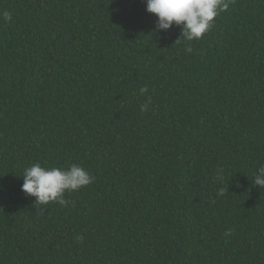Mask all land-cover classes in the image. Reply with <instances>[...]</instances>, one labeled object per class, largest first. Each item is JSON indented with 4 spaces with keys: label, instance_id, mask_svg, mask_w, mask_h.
Returning <instances> with one entry per match:
<instances>
[{
    "label": "trees",
    "instance_id": "1",
    "mask_svg": "<svg viewBox=\"0 0 264 264\" xmlns=\"http://www.w3.org/2000/svg\"><path fill=\"white\" fill-rule=\"evenodd\" d=\"M5 11L0 264H264V0H231L193 41L156 31L146 0ZM33 163L95 179L35 205Z\"/></svg>",
    "mask_w": 264,
    "mask_h": 264
},
{
    "label": "clouds",
    "instance_id": "2",
    "mask_svg": "<svg viewBox=\"0 0 264 264\" xmlns=\"http://www.w3.org/2000/svg\"><path fill=\"white\" fill-rule=\"evenodd\" d=\"M230 3L231 0H146V11L155 14L156 31H166L175 25L181 29L180 39L193 41L201 39L211 30L214 18L227 11ZM0 16L5 22L11 20L10 12L5 11ZM139 92L144 94L147 88L142 87ZM147 110L148 104L141 105L142 112ZM257 173L253 183L264 188V167H260ZM20 177L23 179L21 191L34 197L35 205H47L51 202L66 205L68 201L64 198L65 192L78 191L93 183L95 179L77 164H71L68 168H46L40 163L26 167ZM217 179L223 180L222 172L218 173ZM224 194V189L221 188L218 195Z\"/></svg>",
    "mask_w": 264,
    "mask_h": 264
}]
</instances>
